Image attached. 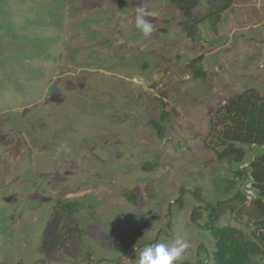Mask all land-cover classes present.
<instances>
[{"label": "rangeland", "instance_id": "1", "mask_svg": "<svg viewBox=\"0 0 264 264\" xmlns=\"http://www.w3.org/2000/svg\"><path fill=\"white\" fill-rule=\"evenodd\" d=\"M139 7L154 13L147 36ZM183 20L171 0H0V264H137L178 239L177 264H217L210 227L264 239L261 216L232 199L239 164L220 158L241 131L221 107L264 94V0H235L218 35L204 22L195 41ZM58 200L79 202L85 234L45 251ZM210 203L222 212L207 226Z\"/></svg>", "mask_w": 264, "mask_h": 264}, {"label": "trees", "instance_id": "2", "mask_svg": "<svg viewBox=\"0 0 264 264\" xmlns=\"http://www.w3.org/2000/svg\"><path fill=\"white\" fill-rule=\"evenodd\" d=\"M234 1L171 0V3L184 16V20L181 22L184 33L192 41H195L200 26L204 22L218 35V25L223 20L225 12L233 6ZM192 63L190 66L193 65ZM200 73L202 72L197 71L196 75ZM221 114L223 115L222 120H224V115H227L231 123L234 122L233 124L240 126L241 131L233 137L232 146H227L226 150L221 153L220 158L227 157L230 161L239 164L246 157L245 147H251L252 143H256L257 146L264 143V94L257 88L241 92L235 99H231V102L222 107ZM218 125L220 126L219 121L215 122V118L211 119L210 135L213 132L218 133V135L221 133V128L219 131L216 130L219 127ZM248 168L250 174L247 181L251 177L253 178L252 188L256 193V198L253 199L251 204V213L261 216L257 223L264 226V152L257 155L249 163ZM245 171L238 170L233 176L235 179L229 180V183L233 185L229 187L230 189L234 190L236 184H240L247 178V172ZM236 193L232 199L246 201L243 190L239 195L238 192ZM127 195L132 199L133 194ZM78 206L79 202L77 200H69L66 203L58 200L53 204V210L48 214L49 218H47V223L42 231V249L48 251L58 250L62 247L69 251L71 248H77L79 244L81 246L85 230L80 228L77 221L74 220L79 211ZM208 206L210 207L209 219L211 217V221L208 223L209 225H206L210 226L213 220L212 217L217 215V206L211 203ZM219 206L222 209V205L219 204ZM201 214L204 215L203 212ZM241 216L243 215L241 214ZM132 233V231L126 230V235L130 236ZM210 233L215 243L213 254H215L217 264H259L254 259L256 257L264 258V239H249L240 227L215 225L211 227ZM107 239L110 240L109 237ZM66 251L64 253L70 256ZM75 255L79 257L78 253Z\"/></svg>", "mask_w": 264, "mask_h": 264}, {"label": "clouds", "instance_id": "3", "mask_svg": "<svg viewBox=\"0 0 264 264\" xmlns=\"http://www.w3.org/2000/svg\"><path fill=\"white\" fill-rule=\"evenodd\" d=\"M148 15H154V13L146 11L144 7H139L137 9L136 27L138 29H140L145 36L149 35L153 31L152 24L147 22L144 18L145 16H148ZM226 104H227V102H226ZM262 145L257 146V144H256L255 147L260 148L259 151H256L257 152L256 155L253 154L251 156V159H246V157H247V154H246L244 161L239 163L238 167L236 168V169L242 170V171L247 170V171H245V172H247V178L241 182V185H242V190L245 192V198H246L245 202H247V204H250V205L252 204L253 199L256 198V193H255V190L252 188V184H253L252 179L253 178L251 177L250 180L247 181L248 175L250 174V172H248L249 171L248 167H249V163L257 155L264 152V149L261 148ZM252 146H253V143H252L251 147ZM246 152H247V150H246ZM253 152H255V150H253ZM231 178H234V177H231ZM249 183L251 184V188L253 190V193H255L254 198L248 196V193H247L248 186L247 185ZM237 192L239 193V191H237ZM234 194L235 193H233V195ZM208 208H209V215H210L211 214L210 207L208 206ZM202 211L204 214H206V212L204 210H202ZM220 216H221V211L219 210V211H217V215H215L212 218H213V220H216V223H218L220 221ZM210 219H211V217H210ZM220 226H226V225H220ZM210 231H211V227H210ZM188 246L189 245L186 241L180 240V239L176 240L175 242H173L170 245L166 244V243L149 244V245L145 246L142 251L139 252L137 264H177V262L181 260L182 253L185 251V249L188 248ZM258 258L260 259V257H258ZM120 261H121V264H131L130 258L127 256H124V255L121 256Z\"/></svg>", "mask_w": 264, "mask_h": 264}, {"label": "crops", "instance_id": "4", "mask_svg": "<svg viewBox=\"0 0 264 264\" xmlns=\"http://www.w3.org/2000/svg\"><path fill=\"white\" fill-rule=\"evenodd\" d=\"M226 52V51H225ZM216 60H217V58H216ZM221 62V60L219 59V60H217L216 62H214L216 65H219V63ZM260 82V81H259ZM256 86H264V84H263V81H261L260 83H259V85H256ZM231 177H233V176H231ZM209 214V213H208ZM197 216H198V218H200V220H202L201 219V217L198 215V214H196V217L195 218H197Z\"/></svg>", "mask_w": 264, "mask_h": 264}, {"label": "built area", "instance_id": "5", "mask_svg": "<svg viewBox=\"0 0 264 264\" xmlns=\"http://www.w3.org/2000/svg\"><path fill=\"white\" fill-rule=\"evenodd\" d=\"M253 145H256V143H253ZM261 148H263V149H264V145H262V147H261ZM247 186H248V187H249V186L251 187V184L249 183ZM247 193H248V190H247ZM248 196H249V197H252V196H250V194H248Z\"/></svg>", "mask_w": 264, "mask_h": 264}, {"label": "flooded vegetation", "instance_id": "6", "mask_svg": "<svg viewBox=\"0 0 264 264\" xmlns=\"http://www.w3.org/2000/svg\"><path fill=\"white\" fill-rule=\"evenodd\" d=\"M222 107H223V106H222ZM222 107H221V108H222Z\"/></svg>", "mask_w": 264, "mask_h": 264}]
</instances>
